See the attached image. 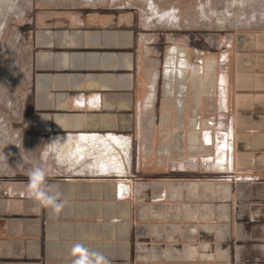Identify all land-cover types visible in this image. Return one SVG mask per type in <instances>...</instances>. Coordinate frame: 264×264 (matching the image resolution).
I'll list each match as a JSON object with an SVG mask.
<instances>
[{"label":"crops","instance_id":"obj_1","mask_svg":"<svg viewBox=\"0 0 264 264\" xmlns=\"http://www.w3.org/2000/svg\"><path fill=\"white\" fill-rule=\"evenodd\" d=\"M118 5L93 2L81 14L52 9L50 17L41 13L32 22L42 73L24 105L33 107L34 131L41 137L33 163L0 178V264H73L77 244L101 254L107 264H263L234 260L235 226L243 234L252 217L249 192L247 199L236 198L234 190L220 200L218 174L196 156L209 155L217 166L214 154L225 153L237 185L264 184V28L232 30L218 44L210 40L211 49L226 53L220 89L228 129L220 138L225 136L221 143L228 150L219 154L206 132H193L187 145V131L179 125L189 122L194 129L200 102L189 120L181 111L162 116L157 109L171 105L175 94L178 107L186 106L180 98L186 96L190 69L196 81L213 71L214 63L191 68V53L206 54L197 31L160 28L139 9ZM174 48L186 53L188 66L183 75L176 54L167 82ZM166 121L178 124L177 130H160ZM174 135L183 145L168 146L166 139ZM57 137L61 141L52 143ZM37 165L62 194L60 213L31 195L28 171ZM220 202L232 214L224 207L220 212ZM229 215L232 237H223L222 249L228 262H218L220 218L227 222Z\"/></svg>","mask_w":264,"mask_h":264},{"label":"rangeland","instance_id":"obj_2","mask_svg":"<svg viewBox=\"0 0 264 264\" xmlns=\"http://www.w3.org/2000/svg\"><path fill=\"white\" fill-rule=\"evenodd\" d=\"M115 1L119 4L118 7H125V10L139 9L141 15H145L146 19L152 20L160 28L197 31V37L201 39L199 45L206 50V54L202 58L191 53L189 59L191 68L214 63L213 71L211 73L205 71L196 81L190 69L186 96L180 98L183 103L187 101L186 106L178 107V96L175 94L170 97L171 105L167 103L169 105L157 109H160L162 116L178 114L181 111L189 120L195 105L200 102L202 105L198 108L199 122L194 124V129L189 122L185 128L183 123L179 124L182 130L187 131L186 144H190L189 137L195 135L193 132H206L212 146L214 148L217 146L219 154L228 150V146L221 143L225 136L220 138V134L227 133L228 129V110L220 89L223 73L226 71V53L221 48L219 50L217 46L211 49L209 43L213 40L215 44H218L222 37L233 33L232 30L239 33L264 28V0H0V178L7 179L22 172L19 170L22 169L21 165L24 162L25 164L29 161L33 163L34 150L40 144L41 132H38V135L34 131L33 107L24 105L29 99V88L33 87L35 76L42 73L39 66H36L32 33L35 26L32 22L41 13L50 17L52 9H58L61 12L62 9L70 8L81 14L84 5L106 2L107 6H110ZM128 11H123V14L125 15ZM186 37L188 38L184 36V39H187ZM167 58L168 55L162 66L160 80L162 85H165ZM210 86L213 87V91L210 90L211 93H208ZM195 89H197V96H194ZM177 125L167 121L162 122L160 130L166 134L172 133L177 130ZM179 141L178 136L175 135L173 138L166 139L168 146L183 145V141ZM216 141L219 144H216ZM222 146H224L223 150ZM196 157L199 163L203 162L202 160H208L204 162L212 166L211 170L218 174L220 200L230 198L234 190H237L236 194H239L236 198L242 200L245 196L244 198L247 199L249 192L252 217L250 215V225L245 227L243 234H240L242 232H239L238 227L235 226L237 251L234 260L235 262H264V184L246 182L247 185H237L238 181L229 177L231 173H229L225 153L218 157L214 154V158H219L217 166H214L212 161L209 163L211 158L209 155L202 157L200 154ZM241 203L239 205H242ZM227 204L220 202V212L224 207L227 214H232ZM244 206L245 209L248 207L246 201ZM235 220L238 223L237 217ZM230 223L231 218L227 222L220 218L218 262H228V258L223 257L222 249L226 238L230 240L232 237L229 232ZM223 227L228 228V233Z\"/></svg>","mask_w":264,"mask_h":264},{"label":"clouds","instance_id":"obj_3","mask_svg":"<svg viewBox=\"0 0 264 264\" xmlns=\"http://www.w3.org/2000/svg\"><path fill=\"white\" fill-rule=\"evenodd\" d=\"M59 141H61V138L57 137L52 143ZM28 176L33 198L52 212L60 213L65 206V201L61 199L62 194L55 186L46 183L47 174L45 169L39 165L34 166L29 171ZM73 254L75 257L73 264H107L104 256L99 253H91L80 244L74 246Z\"/></svg>","mask_w":264,"mask_h":264},{"label":"bare ground","instance_id":"obj_4","mask_svg":"<svg viewBox=\"0 0 264 264\" xmlns=\"http://www.w3.org/2000/svg\"><path fill=\"white\" fill-rule=\"evenodd\" d=\"M170 12V11H169ZM176 54H178L179 56V68L180 71L182 72L183 75L186 74V68L188 66L187 60L185 59V55L186 53L184 51L181 50H177L176 48L171 50V56L168 58L167 61V71H166V78H167V82L171 81L173 76V68L175 66V61H176ZM87 138V137H86ZM69 147V146H68ZM70 149V148H69ZM100 151V150H99ZM86 154V153H85ZM81 156V155H80ZM98 156V155H97ZM100 158V157H99ZM108 158V157H107ZM101 159V158H100ZM93 161V160H92ZM111 162V161H110ZM113 164V163H112ZM95 171V170H94ZM119 173V172H118ZM107 177V176H106ZM251 179V178H250Z\"/></svg>","mask_w":264,"mask_h":264},{"label":"built area","instance_id":"obj_5","mask_svg":"<svg viewBox=\"0 0 264 264\" xmlns=\"http://www.w3.org/2000/svg\"><path fill=\"white\" fill-rule=\"evenodd\" d=\"M119 198L123 197V191L121 189H119V193H118Z\"/></svg>","mask_w":264,"mask_h":264}]
</instances>
